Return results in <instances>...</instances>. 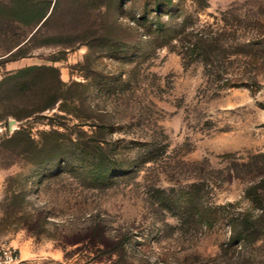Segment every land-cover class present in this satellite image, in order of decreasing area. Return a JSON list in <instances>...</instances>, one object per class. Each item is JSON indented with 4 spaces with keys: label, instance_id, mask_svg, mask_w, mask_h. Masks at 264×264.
<instances>
[{
    "label": "rangeland",
    "instance_id": "rangeland-1",
    "mask_svg": "<svg viewBox=\"0 0 264 264\" xmlns=\"http://www.w3.org/2000/svg\"><path fill=\"white\" fill-rule=\"evenodd\" d=\"M55 1L45 29L53 44L16 60L10 51L29 28L0 15V247L32 264H97L79 245L64 246L63 236L99 218L109 229L136 222L153 257L171 264L224 250V264H264V237L227 246L235 229L225 221L211 231L177 229L178 217L155 195L199 183L204 203L260 214L244 196L251 176L238 178L245 172L237 163L264 153V61L231 53L264 40V0H174L189 31L214 35L234 25V36L208 49L227 55L215 65L187 61L179 42L175 49L147 44L138 19L153 0ZM32 66L40 68L16 76ZM224 69L225 79L253 78L259 89L225 87L214 78ZM87 135L100 142V154L112 151L133 170L114 185L80 174L74 160L98 165L71 143Z\"/></svg>",
    "mask_w": 264,
    "mask_h": 264
},
{
    "label": "trees",
    "instance_id": "trees-1",
    "mask_svg": "<svg viewBox=\"0 0 264 264\" xmlns=\"http://www.w3.org/2000/svg\"><path fill=\"white\" fill-rule=\"evenodd\" d=\"M203 6H207L205 0H196ZM58 7V1L53 0H10L0 2V15L9 19L13 23L29 28V32L24 36H17L10 51L11 60L26 57L30 50L39 46L53 44L54 36L47 35L45 29L53 20ZM186 10L179 7L174 0H153L150 8L145 9L138 19L139 26L148 36L147 44L154 48L169 47L177 48L176 43L181 44V53L187 61L202 59L206 64L215 65V61H226L227 55L219 59L209 53V47L225 40L227 36L235 35L234 25L223 28L220 33L214 35L207 34L195 29L189 31ZM152 14V17L150 15ZM233 32V33H232ZM65 47L63 54L66 55ZM142 50V49H140ZM226 54V49L223 48ZM141 52V51H140ZM147 52V51H146ZM232 55H245L250 62L258 64L264 61V40L249 41L233 47ZM146 55H149L148 52ZM64 58V57H63ZM54 59L53 61H59ZM39 66H32L21 69L16 76L39 69ZM217 71L214 74L215 80L224 81L227 88L245 87L252 93L259 89L255 79L244 81L237 77L228 78L227 72ZM65 85V84H63ZM66 86V85H65ZM58 101V99H57ZM55 101L47 108H53ZM88 140L77 139L71 143L79 151V155L88 156L98 162V165H87L85 161L76 159L80 174H86L93 180L102 184H116L133 170V166L127 165L125 159L111 151V153L100 154L98 150H103L100 142L87 135ZM31 140L33 143L34 141ZM242 167L245 175L251 176L244 191V196L259 209L260 214L251 217L239 214L235 211V205L227 203L224 205L206 204L203 201L204 188L199 183H193L186 188L175 192L174 190L157 189L155 192L158 206L174 216L181 222L177 229H183L187 224L194 230L211 231L222 221L234 227L232 236L227 246L233 244H243L246 247L250 243L249 238L257 240L264 237V153L255 155L249 162L245 160L237 163ZM186 216V218L184 217ZM166 227L173 229L171 225L165 223ZM136 222L122 223L109 229L107 224L99 219L92 218L85 226L76 232L67 233L63 236L64 246L79 245L80 250L93 254L91 259L97 264H171L169 259L160 256L153 257L150 247L151 239L148 235L139 230ZM229 253L224 250L222 256L210 258L205 261L196 258L195 264H224V260ZM234 258L229 260L233 262ZM86 262V263H88ZM234 263V262H233Z\"/></svg>",
    "mask_w": 264,
    "mask_h": 264
},
{
    "label": "built area",
    "instance_id": "built-area-1",
    "mask_svg": "<svg viewBox=\"0 0 264 264\" xmlns=\"http://www.w3.org/2000/svg\"><path fill=\"white\" fill-rule=\"evenodd\" d=\"M0 264H32V262L22 259L15 249L0 247Z\"/></svg>",
    "mask_w": 264,
    "mask_h": 264
}]
</instances>
